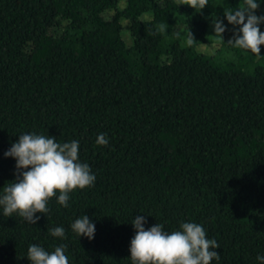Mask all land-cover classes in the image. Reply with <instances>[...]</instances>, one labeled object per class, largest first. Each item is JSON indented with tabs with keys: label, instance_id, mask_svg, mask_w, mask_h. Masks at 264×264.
I'll return each mask as SVG.
<instances>
[{
	"label": "trees",
	"instance_id": "trees-1",
	"mask_svg": "<svg viewBox=\"0 0 264 264\" xmlns=\"http://www.w3.org/2000/svg\"><path fill=\"white\" fill-rule=\"evenodd\" d=\"M179 4L0 0V195L17 177L5 153L20 134L78 141L79 161L96 177L69 193L67 207L57 192L35 225L0 207V264H31L33 244L49 253L66 245L69 264H132L137 215L146 230L200 224L219 244L211 264H260L264 45L257 56L227 43L239 26L224 10L243 0ZM101 133L107 146L96 143ZM83 215L95 225L91 240L71 229ZM55 227L64 237L49 233Z\"/></svg>",
	"mask_w": 264,
	"mask_h": 264
},
{
	"label": "clouds",
	"instance_id": "clouds-1",
	"mask_svg": "<svg viewBox=\"0 0 264 264\" xmlns=\"http://www.w3.org/2000/svg\"><path fill=\"white\" fill-rule=\"evenodd\" d=\"M208 0H180L179 5H188L194 9H203ZM260 7L257 0H243L237 9L224 10V16L229 24L239 26L238 31L227 43L238 49L249 50L260 55L261 45H264V32L259 25L264 23V16H257ZM165 24L158 25V31L164 32ZM215 35L222 40L226 31L223 21L214 22ZM196 41L190 31L186 43L191 46ZM98 145L107 146L108 139L101 133L97 139ZM79 142L58 143L56 137L45 135L20 134L17 142L5 153L16 159L17 177L5 184L0 195V207L5 216L18 213L28 222L35 225L40 219L36 213L46 214L48 202L59 196L57 202L68 206L69 193L75 189H84L94 185L95 175L89 165L79 161ZM146 219L137 215L132 221L135 235L130 241V258L132 264H211L220 259L217 251L219 244L214 239L207 238L204 228L197 223H181L180 230L171 233L156 224L147 230L144 227ZM71 229L79 237L94 238L95 225L87 215H83L71 224ZM54 237H64L65 229L55 227L48 229ZM66 245H60L49 253L38 245H30L27 258L31 264H69L65 255ZM260 264H264V256H257Z\"/></svg>",
	"mask_w": 264,
	"mask_h": 264
}]
</instances>
